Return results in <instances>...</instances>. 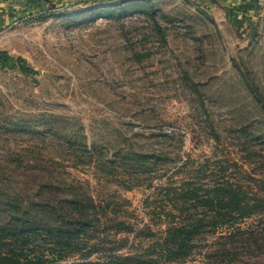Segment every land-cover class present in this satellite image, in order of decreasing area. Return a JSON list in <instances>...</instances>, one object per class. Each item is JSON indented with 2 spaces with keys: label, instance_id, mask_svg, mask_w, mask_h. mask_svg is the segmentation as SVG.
Returning a JSON list of instances; mask_svg holds the SVG:
<instances>
[{
  "label": "rangeland",
  "instance_id": "obj_1",
  "mask_svg": "<svg viewBox=\"0 0 264 264\" xmlns=\"http://www.w3.org/2000/svg\"><path fill=\"white\" fill-rule=\"evenodd\" d=\"M105 5L0 0V51L30 69L0 67V217L13 203L57 224L41 206L71 197L65 182L101 206L79 252L60 257L54 239L39 235L30 256L47 264L145 254L171 212L180 215L167 192L201 182L207 160L238 161L243 181L264 193V113L244 81L264 94V0ZM133 151L159 160L138 169ZM263 223L254 216L242 226ZM218 235L197 240L185 262L157 264H214ZM232 264H264V253Z\"/></svg>",
  "mask_w": 264,
  "mask_h": 264
},
{
  "label": "trees",
  "instance_id": "obj_2",
  "mask_svg": "<svg viewBox=\"0 0 264 264\" xmlns=\"http://www.w3.org/2000/svg\"><path fill=\"white\" fill-rule=\"evenodd\" d=\"M130 1L132 0H101L107 4L105 6ZM122 11L127 10L123 7ZM142 12L158 25L157 10L147 9ZM8 66L18 67L23 72L30 71L25 60L0 51V67ZM244 81L255 103L264 113V94L261 89L254 81ZM164 135L167 136V133ZM261 138L264 139V135ZM129 157L127 155L124 159ZM132 159L135 161L134 167L139 166L138 169H141L146 167V160L158 161L159 157L133 151ZM243 168L238 161L228 156L207 160L198 171L201 182L190 180L185 181L184 185L168 188V201L180 215L171 212V225L162 237L149 246L145 254L119 256L110 264H157L159 260L166 263L185 262L197 248V240L217 232H220L217 248L210 254L214 264L237 263L244 261L248 255L263 254L264 223L247 228L242 225L254 216H264V193L253 184L243 181L240 177L244 173ZM64 185L71 189V197L59 200L54 207L41 206L58 215L57 224L41 218V212L30 210L33 207L7 204L8 214L0 217V264H47L49 261L45 256H30L36 249L40 234L54 239L49 247L53 254L61 255L62 252L72 250L79 252L82 245L79 236L96 228L102 221L97 216L101 206L90 196L77 191L73 184L65 182ZM122 226L126 229L129 227L125 223Z\"/></svg>",
  "mask_w": 264,
  "mask_h": 264
},
{
  "label": "crops",
  "instance_id": "obj_3",
  "mask_svg": "<svg viewBox=\"0 0 264 264\" xmlns=\"http://www.w3.org/2000/svg\"><path fill=\"white\" fill-rule=\"evenodd\" d=\"M228 0H226V2H227Z\"/></svg>",
  "mask_w": 264,
  "mask_h": 264
}]
</instances>
